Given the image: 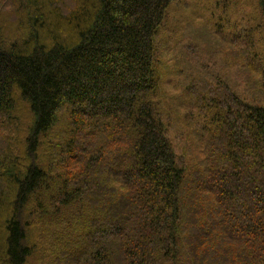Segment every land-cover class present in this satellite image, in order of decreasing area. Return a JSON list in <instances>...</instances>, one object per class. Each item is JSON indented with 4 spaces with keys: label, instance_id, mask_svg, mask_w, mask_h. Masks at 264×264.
Instances as JSON below:
<instances>
[{
    "label": "trees",
    "instance_id": "16d2710c",
    "mask_svg": "<svg viewBox=\"0 0 264 264\" xmlns=\"http://www.w3.org/2000/svg\"><path fill=\"white\" fill-rule=\"evenodd\" d=\"M171 3L0 0V264H264L263 58L187 75L179 152Z\"/></svg>",
    "mask_w": 264,
    "mask_h": 264
},
{
    "label": "rangeland",
    "instance_id": "374dc122",
    "mask_svg": "<svg viewBox=\"0 0 264 264\" xmlns=\"http://www.w3.org/2000/svg\"><path fill=\"white\" fill-rule=\"evenodd\" d=\"M156 41L161 111L169 120L177 150L185 149L179 140L196 151L202 146L188 137L189 98L183 90L191 83L187 75L200 78L215 69L232 70L236 77L253 74L246 70L248 57L257 54L264 61L260 1L172 0Z\"/></svg>",
    "mask_w": 264,
    "mask_h": 264
}]
</instances>
